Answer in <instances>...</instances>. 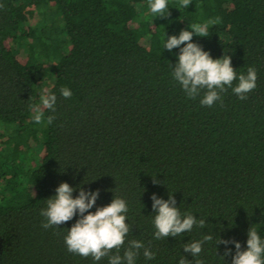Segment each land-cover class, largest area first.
<instances>
[{
	"label": "trees",
	"instance_id": "trees-1",
	"mask_svg": "<svg viewBox=\"0 0 264 264\" xmlns=\"http://www.w3.org/2000/svg\"><path fill=\"white\" fill-rule=\"evenodd\" d=\"M168 0L165 16L148 0H0V264H109L67 250L79 218L45 229L41 209L61 182L99 189L89 211L123 198L135 264H231L235 239L264 240V0ZM219 18L193 42L212 58L231 57L239 74L257 71L241 100L229 88L208 107L189 98L172 71L180 49L168 36ZM183 47V45H181ZM238 79L233 82V87ZM62 87L73 95L64 98ZM50 90L55 112L36 124L33 105ZM54 115L52 124L46 118ZM158 181V182H155ZM171 193L182 215L204 218L180 236L156 239L152 194ZM211 234L192 257L185 243ZM226 248L231 254L225 256ZM115 254V250H113Z\"/></svg>",
	"mask_w": 264,
	"mask_h": 264
},
{
	"label": "clouds",
	"instance_id": "clouds-1",
	"mask_svg": "<svg viewBox=\"0 0 264 264\" xmlns=\"http://www.w3.org/2000/svg\"><path fill=\"white\" fill-rule=\"evenodd\" d=\"M192 0H180V7L187 8ZM150 12L155 15L165 16L168 14V0H148ZM219 23V18L210 19L207 22L189 25L191 30H181L180 34L168 36L164 41L163 48L171 52L179 48L178 60L174 64L172 76L180 84L183 91L191 99H196L203 92L200 99L201 105L211 107L221 100V93L231 88L241 100L247 98V94L256 88L257 71L254 67L247 69V74L237 76L236 69L232 66L231 57L223 55L221 58H212L208 51L201 45L193 42V35L208 36L209 26ZM183 45V47H181ZM238 83L233 87V82ZM60 92L64 98H70L73 93L67 87H62ZM40 105H33V121L36 124L45 122V110L55 112L57 96L50 90L45 89L40 94ZM54 115L46 118L47 124H52ZM158 182L154 180V183ZM74 188L68 182H61L55 190V195L47 199V207L41 209V215L46 218L42 224L45 229L59 227L73 219L79 213V218L68 229L64 237L67 250L82 257L91 256L95 261L108 257L109 264H135L136 258L143 250L146 259L151 260L155 253L145 248L142 241L131 240L124 250L123 256L120 249L125 244V239L130 231V225L126 222L128 206L123 198H113L111 203L97 207L89 211L96 204L99 197V189L86 191L80 187L79 194L73 197ZM152 208L156 213L154 217L156 239L177 237L189 232L194 226L204 228L206 220L197 218L192 213L182 215L176 205L175 197L169 193L168 199L152 194ZM247 248L241 249V243L235 239L225 240L219 238V244L235 245V254L231 264H264V240L261 239L257 230L250 227L248 230ZM213 240L211 234L204 235L201 240L185 243L183 250L192 257L198 256L205 242ZM115 250V254H113ZM231 254V249L226 248L225 256ZM178 264H189L185 256H181ZM196 264H203L197 260Z\"/></svg>",
	"mask_w": 264,
	"mask_h": 264
}]
</instances>
